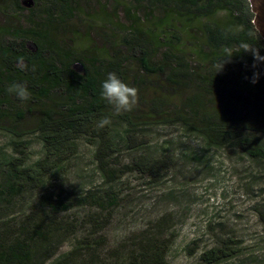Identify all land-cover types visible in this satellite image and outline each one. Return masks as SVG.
Returning a JSON list of instances; mask_svg holds the SVG:
<instances>
[{
    "label": "rangeland",
    "instance_id": "rangeland-1",
    "mask_svg": "<svg viewBox=\"0 0 264 264\" xmlns=\"http://www.w3.org/2000/svg\"><path fill=\"white\" fill-rule=\"evenodd\" d=\"M16 1L0 0V28L15 27L21 32L40 33L44 30L42 26L49 27L50 18L60 17L55 0H34L37 6L31 12L16 9L15 5L20 0ZM68 3L78 13L73 19L64 16L65 23L54 27V38L49 39L55 40L61 57H55L53 61L66 64L64 59L70 62L76 59L96 60L101 65V68L97 66L100 84L108 73H115L122 82L138 89V103L132 111L116 114L109 107L104 113L110 120L104 127L115 139L120 141L125 132V125L118 118L126 117L133 121L144 116L148 104L155 98L177 109L195 94H202L207 100L215 98L211 108L230 113L241 110L239 104L231 108V101L218 102V97L203 93L195 77L189 83L182 82L181 86L186 88L180 89L166 82L162 67L156 75H146L141 71L132 54L123 46V39L133 32L124 22V12L127 8H140L139 12L133 13L138 17L136 30L148 43L143 34L150 20L142 15L143 8L151 7L161 14L157 4L150 6L148 0H69ZM69 6L65 7L66 13L72 14ZM226 15L217 13L211 24L225 23ZM185 20L180 17L179 22L182 24ZM206 23V20L199 22L202 26ZM117 24L124 28L115 27ZM241 27L237 26L235 31ZM163 28L156 23L151 37H164ZM174 29L178 31L174 32ZM168 34L169 44L175 46L186 37L174 21ZM207 38L192 39V44L182 43V54L174 52L176 57L186 59L196 75L202 74L208 62H202L193 51L209 45ZM17 41L13 47H17ZM2 42L0 37V44ZM43 45L46 47V42ZM163 52V48L148 52L152 67L162 65ZM209 52V48L202 49V55ZM251 52L258 53L254 49ZM121 58L127 59V64L122 69L115 68L114 60ZM168 65V61L162 65L167 66L165 72H168ZM214 69L218 70L217 67ZM222 77L231 78L226 74ZM65 80L71 83L66 74ZM249 82L252 83L251 80ZM237 90H241V86L238 85ZM54 96L60 98L59 102L63 101L64 94ZM56 97L52 100L55 101ZM48 107L51 106H44V109L38 104L30 109L19 106L17 112L22 118L11 115L10 121H0V153L3 156L12 159L20 156L18 150H22L26 166L42 159L39 137L27 133L37 125V110ZM7 129L26 135L16 139L5 132ZM137 132L149 143L145 157L165 158L168 162L166 170L154 177L129 173L108 185L95 167V142L87 137H78L76 153L65 170L45 178L37 189L25 184L13 195L0 198V241L12 240L33 226L52 225L56 234L53 248L47 255L50 258L47 264L69 252L85 237L92 240L102 238L104 243L103 247L93 248L85 254L92 261H116L153 240L166 242L168 264H204L200 257L220 248H228L233 253V257L224 264H264V159L252 158L239 149L209 148L182 123L153 124ZM246 135L255 137L264 149V118L256 122ZM119 151L111 162L116 169L130 164L140 155L129 154L122 149ZM4 182L5 177L0 172V183ZM109 192L116 197V205L110 209L99 210L89 204L57 214L50 209V198L73 204L88 194L103 197Z\"/></svg>",
    "mask_w": 264,
    "mask_h": 264
},
{
    "label": "trees",
    "instance_id": "trees-1",
    "mask_svg": "<svg viewBox=\"0 0 264 264\" xmlns=\"http://www.w3.org/2000/svg\"><path fill=\"white\" fill-rule=\"evenodd\" d=\"M21 1V0H20ZM16 3L15 8L19 11H33L37 4L30 9H25L21 3ZM57 1L59 3L57 4ZM69 0H55L54 4L59 6V19L50 18L48 26L40 33L21 32L15 27L9 29L0 28V121H10L11 115L18 114L17 108L23 106L30 109L38 104L41 109L51 106L45 110H37L39 113L36 127L29 133L37 135L42 144L43 157L32 166H26V157L22 150H18L20 156L12 159L6 158L0 153V172L5 177V182L0 183V198L13 195L23 185L37 189L41 183L53 173L65 170L72 157L76 153L75 141L78 137H87L95 142L93 160L101 178L108 185L114 184L122 176L138 172L148 176H156L168 168V162L164 158L145 157L146 143L142 136H138V129L153 124L170 125L182 123L189 129L190 133L196 134L207 147L214 149L233 148L246 152L252 158L264 159V149L259 146L255 137L247 136L246 132L256 122L264 118V42L258 37L252 26V14L249 10L247 0H148L149 5L157 4L161 14L151 8H143V16L150 20L144 38L136 30L138 17L133 13L139 12L140 8H127L124 12V22L133 32L123 39V46L132 54L140 69L146 75H156L162 67L165 80L171 86L180 89L186 88L182 82H191L192 78L201 85L199 90L207 95L218 97L221 102H232L231 108L237 104L241 107L238 112L230 113L223 109H214L215 98L207 100L202 94H195L183 102L179 108H173L162 99L152 100L144 116H139L131 121L126 117L118 120L124 123L125 132L122 138L115 139L105 127H98L100 121L105 117V111L111 107L100 98L101 84L98 73L99 62L73 60L62 64L59 60L53 61L55 57H61L58 52L54 38L53 29L64 22L63 17L68 15L70 19L75 18L78 11L72 9ZM88 1V0H87ZM139 2L140 0H134ZM15 2H17L15 0ZM4 4V3H2ZM8 4V3H7ZM66 6L71 8V13H66ZM185 11V14H182ZM187 12V13H186ZM226 13V22L223 24H211V19L217 13ZM175 16V19L172 16ZM184 18L185 23L179 19ZM206 20V26L199 24ZM172 21L179 24L186 37L178 45H171L168 41V30L172 28ZM89 23V22H88ZM163 25L164 37L151 35L155 24ZM90 24V23H89ZM93 25V24H90ZM237 26L241 29L235 31ZM115 27L123 29L117 24ZM48 28V29H47ZM174 29V32H177ZM23 33V36H22ZM198 35V36H197ZM208 36L207 44L193 54L202 62H208L202 74L196 75L184 57H176L174 52L182 54V43L192 44V39L205 38ZM173 37V36H172ZM17 41V47H13ZM32 41L37 46V52H29L25 44ZM46 42V47H44ZM168 45V46H167ZM164 46H167L164 48ZM15 48V49H12ZM164 49L163 63L152 67L148 52ZM209 48L207 55H202V49ZM249 48L247 51L245 49ZM258 52L262 59H255L251 50ZM179 50V51H177ZM232 51H236L232 53ZM223 65L222 70L215 71L214 67ZM82 64L84 74L79 75L71 69L73 63ZM128 60L115 59V68L122 69ZM65 74L69 76L71 83H66ZM230 75L225 79L223 75ZM240 77L238 81L237 78ZM256 80L255 83L250 84ZM13 83L24 84L31 93L30 99L20 101L14 94H9L7 88ZM238 85L241 90H237ZM54 94H64L63 101ZM53 97L57 99L52 100ZM168 109V110H166ZM14 138L20 135L12 130H5ZM122 149L129 154H140L130 164L116 169L111 162ZM52 213L67 212L74 207L86 205L95 206L99 210L110 209L116 205V197L112 192L103 197L97 194H88L73 204L66 203L62 199L50 198ZM56 231L52 225L44 227L33 226L9 241H0V264H47L50 258L47 255L53 248ZM102 238H83L71 248L69 252L51 262L50 264H168L166 260V242L150 241L143 243L138 250L126 254L116 261H92L86 257V253L97 247H103ZM233 253L228 248L211 250L200 257L204 264H224L229 261ZM52 257V256H50Z\"/></svg>",
    "mask_w": 264,
    "mask_h": 264
},
{
    "label": "clouds",
    "instance_id": "clouds-1",
    "mask_svg": "<svg viewBox=\"0 0 264 264\" xmlns=\"http://www.w3.org/2000/svg\"><path fill=\"white\" fill-rule=\"evenodd\" d=\"M248 49L245 50L247 51ZM254 58L257 60L262 59L255 52ZM224 63L225 60L217 71L222 70ZM255 82L256 80L253 79L252 83ZM7 92L14 94L20 101H27L31 96L27 87L21 83L11 84L7 88ZM100 98L106 101L116 114L130 112L138 103V89L122 82L115 73H108L106 79L101 83ZM109 123L110 120L105 117L100 121L98 127H104Z\"/></svg>",
    "mask_w": 264,
    "mask_h": 264
},
{
    "label": "water",
    "instance_id": "water-1",
    "mask_svg": "<svg viewBox=\"0 0 264 264\" xmlns=\"http://www.w3.org/2000/svg\"><path fill=\"white\" fill-rule=\"evenodd\" d=\"M247 2L252 14V26L258 37L264 42V0H247ZM20 3L25 9L34 6L33 0H21ZM25 47L32 54L37 52V46L32 41L26 42ZM71 69L79 75L84 74L83 66L79 62L73 63Z\"/></svg>",
    "mask_w": 264,
    "mask_h": 264
}]
</instances>
